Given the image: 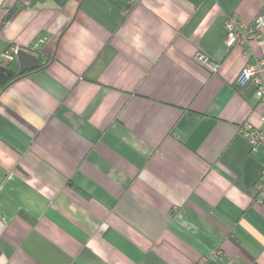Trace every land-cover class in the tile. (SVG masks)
I'll list each match as a JSON object with an SVG mask.
<instances>
[{
    "label": "crops",
    "instance_id": "1",
    "mask_svg": "<svg viewBox=\"0 0 264 264\" xmlns=\"http://www.w3.org/2000/svg\"><path fill=\"white\" fill-rule=\"evenodd\" d=\"M263 10L0 0V63L47 59L0 89V264H264V151L239 133L264 104L236 81L264 40L224 44Z\"/></svg>",
    "mask_w": 264,
    "mask_h": 264
},
{
    "label": "built area",
    "instance_id": "2",
    "mask_svg": "<svg viewBox=\"0 0 264 264\" xmlns=\"http://www.w3.org/2000/svg\"><path fill=\"white\" fill-rule=\"evenodd\" d=\"M224 26L226 32L225 46L229 49L241 46L248 51L252 41L264 40V10L255 17L251 24L241 23L238 15L232 13L226 18ZM17 50V48L12 49L7 58L12 59L15 57ZM195 59L210 72L218 71L217 63L207 56L197 53ZM249 80L255 84L256 98L264 104V57H258L254 61L246 63L236 79L239 84H244ZM260 121L264 125V111L260 116ZM239 133L248 142L251 153H256L260 148H263L264 151V131L255 127L249 121H245L241 124ZM256 193L258 200L264 198V158L256 183Z\"/></svg>",
    "mask_w": 264,
    "mask_h": 264
},
{
    "label": "trees",
    "instance_id": "3",
    "mask_svg": "<svg viewBox=\"0 0 264 264\" xmlns=\"http://www.w3.org/2000/svg\"><path fill=\"white\" fill-rule=\"evenodd\" d=\"M18 9V7H14L12 9H10L8 11V13L5 15L4 17V21H7L8 19H10L12 17V15L16 12V10ZM9 53H11V51H8ZM7 52V53H8ZM43 57V56H39V67H42L45 62L47 61V59ZM18 62L16 60L15 57H13L12 59L8 60L7 62L1 64L0 63V89L3 90L5 89L10 83H12L14 80L18 79L19 77L23 76L25 73L23 74H19L18 73Z\"/></svg>",
    "mask_w": 264,
    "mask_h": 264
},
{
    "label": "water",
    "instance_id": "4",
    "mask_svg": "<svg viewBox=\"0 0 264 264\" xmlns=\"http://www.w3.org/2000/svg\"><path fill=\"white\" fill-rule=\"evenodd\" d=\"M15 58L18 62L19 74L35 70L39 66L38 56L26 51L25 49L19 48L16 52Z\"/></svg>",
    "mask_w": 264,
    "mask_h": 264
}]
</instances>
